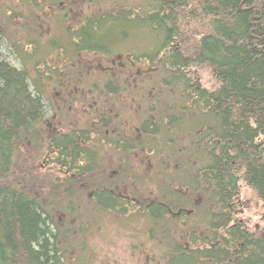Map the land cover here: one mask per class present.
Segmentation results:
<instances>
[{
  "label": "trees",
  "instance_id": "obj_1",
  "mask_svg": "<svg viewBox=\"0 0 264 264\" xmlns=\"http://www.w3.org/2000/svg\"><path fill=\"white\" fill-rule=\"evenodd\" d=\"M4 1L0 2V264H67L69 229L58 225L50 204L22 186L15 173L28 174V167L20 168L17 162L21 151H44L47 159L71 172L70 177H82L90 190L94 186L100 208L122 213L130 202L124 203L104 185L98 163L102 157L98 158L94 141L87 143L89 131L60 135L45 131L54 117H47L54 100L43 90L42 71L33 76V69L23 62L32 51L22 46L24 41H13L7 18L20 15L8 11ZM33 1L39 0H21L16 6L28 10L32 18L39 13ZM48 1V8L61 2L68 5V16L71 10L88 6L79 23L72 21L62 34L60 53L108 55L131 31L154 36V52L140 57L154 64L161 93L168 96L165 103L158 99L155 108L162 116L145 118L139 124L141 139L134 144L118 140V146L134 151L150 144L156 153L166 150L181 170L177 173L184 178L183 194L162 188V201L147 206L157 224L172 216L169 229H162L171 250L165 264H264V222L249 224L244 218L249 206L243 198L249 190L264 204V0ZM121 23L134 25L129 34L113 28ZM70 34L68 43L65 38ZM8 45L22 60L20 67L8 60ZM38 54L30 62L33 67L43 64ZM46 73L56 79L59 71L47 66ZM118 87L106 84L111 91ZM180 136L187 138L186 147L180 148ZM180 229L188 233L183 237Z\"/></svg>",
  "mask_w": 264,
  "mask_h": 264
},
{
  "label": "rangeland",
  "instance_id": "obj_2",
  "mask_svg": "<svg viewBox=\"0 0 264 264\" xmlns=\"http://www.w3.org/2000/svg\"><path fill=\"white\" fill-rule=\"evenodd\" d=\"M20 1H6L7 10L20 15L7 18V25L13 41H24L22 46L32 51V55L27 54L23 62L33 69V76L38 74L37 70L42 71L40 73L45 76L40 81L44 84L43 90L54 100L47 116L54 114L52 126L46 123L49 128L44 125L45 131L51 135L70 130L89 131L90 142L87 143L94 141L99 150L98 158L102 157L98 163L105 179L104 185L124 203L130 204L122 213L98 207L92 191L94 186L90 190L89 183L83 182L82 177L73 173L70 177L68 174L71 172H66L54 160L47 159L44 151L40 154L31 148L28 152L21 151L17 162L20 168L28 167V174L24 176L15 171L16 176L28 192L51 205L58 225L69 229V240L65 243L67 264H165L171 250L162 229H169L172 216L157 224L149 217L147 206L157 200L162 201V188L179 190L183 194L180 183L184 178L179 175L180 172L177 173L181 170L166 150L164 154L156 153L150 144L134 151L133 148L131 151L122 150L118 146L121 140L134 144L141 139L139 124L145 118L162 116L156 114L155 108L159 105L158 99L165 103L168 96L163 97L165 91L161 93L163 89L157 82L154 64L140 57L141 53L154 52L156 42H151L154 36L140 32V29L131 31L129 27L134 25L121 23L113 28L124 29L128 34L131 32L124 43L115 45L112 53L67 55L64 50L62 53L58 50L60 39L64 43L62 34L67 32L69 25L72 26V21L78 20L79 23L88 6L81 5L76 11L71 10L68 16L69 6L62 2L59 7L48 8V0L33 1L31 4L34 7L37 4L36 12L39 13L31 18L28 10L23 12L21 6H16L22 4ZM0 2L5 3L4 0ZM72 36L70 34L65 40L71 42ZM5 52L12 64L23 65L9 45L5 47ZM38 52V60L43 64L33 67L30 62ZM47 66L59 71L56 79L46 75ZM108 82L114 86L117 83L119 87L111 91L106 88ZM99 115L103 117L98 118ZM94 131L96 138L92 135ZM158 139L153 138L155 142ZM46 144L44 142V146ZM187 144V138L180 136V148ZM251 194L249 190L243 193L249 206L244 218L255 227L264 222V204ZM171 195L181 197L175 192ZM182 224L185 228L187 223L182 221ZM179 231L183 237L188 233ZM179 231L175 232L177 237H180Z\"/></svg>",
  "mask_w": 264,
  "mask_h": 264
},
{
  "label": "flooded vegetation",
  "instance_id": "obj_3",
  "mask_svg": "<svg viewBox=\"0 0 264 264\" xmlns=\"http://www.w3.org/2000/svg\"><path fill=\"white\" fill-rule=\"evenodd\" d=\"M75 177V176H74Z\"/></svg>",
  "mask_w": 264,
  "mask_h": 264
}]
</instances>
